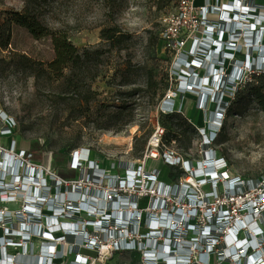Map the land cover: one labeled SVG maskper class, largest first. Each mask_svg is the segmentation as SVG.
Instances as JSON below:
<instances>
[{
  "label": "built area",
  "instance_id": "obj_1",
  "mask_svg": "<svg viewBox=\"0 0 264 264\" xmlns=\"http://www.w3.org/2000/svg\"><path fill=\"white\" fill-rule=\"evenodd\" d=\"M160 41L177 78L173 89L170 79L160 113L185 117L176 104L185 91L200 94L197 105L205 106L209 97L218 103L225 87L233 101L264 72V0H174L161 17ZM243 52L253 56L235 58ZM227 61L233 62L229 73ZM211 124L203 146L212 144L222 126ZM15 130V119L0 107V246L23 248L8 240L25 238L31 230L43 238L45 255L29 261L31 255L5 251L0 264H91L82 250L96 255L106 244L113 251L141 252L145 264H264V173L235 175L225 157L208 150L196 163L185 159L176 141L163 144L165 128L158 118L139 164L129 163L123 175L101 168L81 149L71 152L70 166L87 169L88 179L65 180L33 153L18 149ZM155 160L181 170V177L161 181L160 167H144ZM26 182L31 194L25 198L32 203L13 214L7 203L19 197ZM58 185L80 189L64 199ZM43 207L49 213L47 230L38 224ZM11 216L16 221L6 226ZM57 231L63 232L53 236Z\"/></svg>",
  "mask_w": 264,
  "mask_h": 264
},
{
  "label": "rangeland",
  "instance_id": "obj_2",
  "mask_svg": "<svg viewBox=\"0 0 264 264\" xmlns=\"http://www.w3.org/2000/svg\"><path fill=\"white\" fill-rule=\"evenodd\" d=\"M172 4L168 0H122L113 19L106 16L105 7L88 0H62L42 6L41 19L46 25L66 30L80 50L102 51L97 76L91 80L88 73L84 74L82 86L86 89L89 84L94 91V100L87 108L83 100L77 101L85 95L88 97L85 92L70 98L61 93L60 83L50 85L42 77H35L23 63L18 64L20 55L46 64L54 57V49L49 37L37 39L25 27L6 22L9 12L23 10V0H0V29L5 23L10 33L8 46H0V107L16 121L14 137L18 149L33 153L36 160L65 180L88 179L87 169L74 170L70 166L71 152L81 149H88L101 168L118 175L124 174L122 171L129 163L139 164L160 115L159 95L167 72L169 79H173L172 89L176 88L172 56L160 41L161 17ZM113 26L127 35L120 49L112 48L110 42L101 37L102 29ZM247 56L252 57L253 53L243 52L235 58L244 61ZM226 65L229 73L233 62L227 61ZM155 85L156 91L153 90ZM222 91L221 101L217 103L209 97L205 106L197 105L198 93L185 91L177 96L178 109L194 127L190 146L185 148L183 141L178 140L177 151L196 163L205 154L204 150H208L225 157L233 174L255 178L264 173V111L242 92L232 102L225 87ZM222 101L228 103L229 108L224 110ZM212 112L215 113L213 119ZM160 118L169 127L165 118ZM217 118L222 126L212 144L203 146L209 126ZM162 164L160 160L147 161L144 167H160V180L167 182L166 170L171 166ZM179 171L173 169L175 174ZM24 184L19 197L16 194L17 199L7 203L13 214L24 211L23 204L32 203L33 199L25 198L24 193L30 195L31 192L26 191L28 182ZM79 189L59 186L56 191L66 199L70 192ZM44 207L38 224L42 230H47L49 213ZM11 221H16L14 216L6 226H10ZM61 221L59 219L58 223ZM31 232L25 238L14 237L24 242V248L0 246V257L6 256L5 251L12 255L20 253L23 258L39 255L38 246L43 238ZM62 232L57 231L53 236H60ZM3 234L0 228V235ZM157 250L159 247L154 249ZM82 252L91 258V264H145L141 252L113 251L107 244L101 247L100 254L95 255L93 250ZM59 264L68 263L59 261Z\"/></svg>",
  "mask_w": 264,
  "mask_h": 264
},
{
  "label": "trees",
  "instance_id": "obj_3",
  "mask_svg": "<svg viewBox=\"0 0 264 264\" xmlns=\"http://www.w3.org/2000/svg\"><path fill=\"white\" fill-rule=\"evenodd\" d=\"M62 0H23L22 11H11L6 19L7 23H15L17 25L25 27L33 37H49L54 49V57L46 64L42 62L34 61L25 55H20L19 60L25 67H28L34 73L37 78L42 77L48 84L52 85L55 82L60 83L63 86L61 93L70 96H78L81 92H85L88 97H80L77 101L85 102L87 108L94 100V91H92L89 84L86 89L82 86L84 81V74L88 73L89 78L92 80L97 76V66L100 61L102 51L99 49L89 50L87 48L80 50L70 40L68 33L64 29L50 28L41 19L42 6H51L55 2ZM74 2L76 0H64V2ZM90 2H96L106 8V16L113 19L115 14L119 11L122 0H88ZM173 3L174 0H168ZM126 34L121 31L117 26L104 28L101 30V37L110 42L112 48L120 49L121 44L126 39ZM10 41V33L3 23L0 29V46L6 48ZM171 81L168 76V72L165 76V84L161 89L159 98L162 100L165 91L170 86ZM156 85L153 90L156 91ZM247 97L253 98L260 108L264 111V72L255 76L254 81L245 85L244 88L238 91L239 93ZM72 98V97H70ZM240 99V98H238ZM237 97L232 101H236ZM231 102V103H232ZM226 109L228 103L223 104ZM229 108V107H228ZM165 118L169 127L165 126V123L161 118ZM159 122L165 128V134L163 136V144L169 145L172 141H183L185 148L190 146L194 127L191 122L183 116L182 113H160ZM178 147V144H177ZM72 151V150H71ZM141 156V155H140ZM190 161V160H189ZM170 167V166H169ZM170 170H166V180L171 182L172 178L177 179L181 173L175 174L173 172L174 167H170ZM177 169V168H175Z\"/></svg>",
  "mask_w": 264,
  "mask_h": 264
},
{
  "label": "flooded vegetation",
  "instance_id": "obj_4",
  "mask_svg": "<svg viewBox=\"0 0 264 264\" xmlns=\"http://www.w3.org/2000/svg\"><path fill=\"white\" fill-rule=\"evenodd\" d=\"M4 242H5V240H4ZM8 242L20 243L21 246H24V245H23L24 242L19 241V240H15V238H12V239L8 240ZM10 248H12V247H10ZM10 248H8V249H10ZM13 248H14V247H13ZM23 248H24V247H23ZM38 248H39V254H40V255H41V254H42V255H45V252L41 253V245H39ZM42 248H43V249H47V247H45V246H43ZM7 253H9V252H7ZM24 258H25V257H24ZM25 260L36 261V260H37V257H36V256H28V257H27V256H26Z\"/></svg>",
  "mask_w": 264,
  "mask_h": 264
},
{
  "label": "bare ground",
  "instance_id": "obj_5",
  "mask_svg": "<svg viewBox=\"0 0 264 264\" xmlns=\"http://www.w3.org/2000/svg\"><path fill=\"white\" fill-rule=\"evenodd\" d=\"M215 122H216V124H211V127H217L218 126L219 120L217 119Z\"/></svg>",
  "mask_w": 264,
  "mask_h": 264
}]
</instances>
